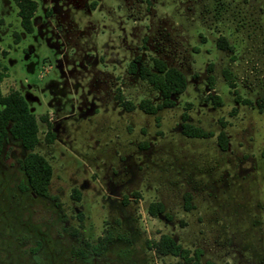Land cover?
<instances>
[{
	"label": "rangeland",
	"instance_id": "rangeland-1",
	"mask_svg": "<svg viewBox=\"0 0 264 264\" xmlns=\"http://www.w3.org/2000/svg\"><path fill=\"white\" fill-rule=\"evenodd\" d=\"M36 1L27 33L0 0V87L35 115L52 175L35 194L28 151L4 142L0 264H264V0H112L60 49L55 0ZM134 61L184 75L172 106Z\"/></svg>",
	"mask_w": 264,
	"mask_h": 264
},
{
	"label": "trees",
	"instance_id": "trees-1",
	"mask_svg": "<svg viewBox=\"0 0 264 264\" xmlns=\"http://www.w3.org/2000/svg\"><path fill=\"white\" fill-rule=\"evenodd\" d=\"M17 6V15L20 18L22 28L27 32H32V17L37 8L35 0H12ZM129 71L131 73L147 76L149 83L160 92L163 102L162 107L173 105L172 96L182 93L186 87V79L184 75L174 69L165 68L164 65H157V73H148L144 68H140L136 61L130 64ZM6 76L0 65V86L3 78ZM138 107L146 112H154L158 107L150 106L149 109L141 102ZM128 108V107H127ZM46 120L45 118H43ZM45 138L48 143L54 139L51 125L47 124ZM183 133L188 136L204 137L201 132L188 133L183 125ZM223 137V135L221 134ZM12 138L18 140L21 146L28 151L25 159L22 160L20 166L26 175L28 186L35 194L46 195L48 185L50 183L52 168L50 163L40 154L33 152L38 143V124L35 115L30 111L28 104L22 94L18 90H11L7 94H2L0 87V153L4 142ZM23 188H26L23 185ZM74 197L79 198L78 191L74 190ZM165 245L167 249L178 251L180 247L169 238L165 237ZM193 264H199L195 261Z\"/></svg>",
	"mask_w": 264,
	"mask_h": 264
},
{
	"label": "crops",
	"instance_id": "crops-1",
	"mask_svg": "<svg viewBox=\"0 0 264 264\" xmlns=\"http://www.w3.org/2000/svg\"><path fill=\"white\" fill-rule=\"evenodd\" d=\"M48 4H51L55 14V15L54 14L51 15L48 19L56 18V20L60 22L59 30L55 31L57 34L56 40L50 41V43L55 42V44H58V46L59 44H61L60 43L61 39L65 40L68 37L73 38L76 41V46H78L75 36L77 32L78 33L84 32V30L82 29V25L84 24V21L88 19V17L91 18L96 11L97 12L100 11V13L102 14V10L112 11V12H114L115 10L114 8L111 7L112 5L113 7H115V3L112 4V0H58V1L55 0L54 3L49 2ZM37 8H38V3H37ZM90 10H92V12ZM36 11L34 13V16H38L36 15ZM39 31H40V26H39ZM73 31L75 32V34H73L74 33ZM57 48L60 49V46ZM85 50L86 49H84V51ZM84 53L82 51V57ZM113 55L118 56V54L115 53L111 48L110 49L106 48L105 53L102 54L103 62L101 63L105 67L110 65L114 67V65H116L117 63V59H114ZM94 58L95 57L92 54H90L86 58V61L88 62L93 61ZM70 60L71 59H69L68 61ZM68 61H66L65 63H67ZM73 64H75L74 60H73Z\"/></svg>",
	"mask_w": 264,
	"mask_h": 264
}]
</instances>
